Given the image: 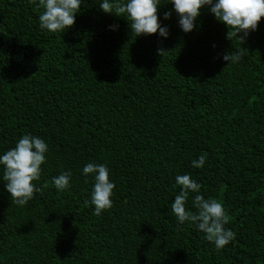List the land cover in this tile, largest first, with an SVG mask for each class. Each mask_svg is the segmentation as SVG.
Segmentation results:
<instances>
[{"label": "trees", "instance_id": "16d2710c", "mask_svg": "<svg viewBox=\"0 0 264 264\" xmlns=\"http://www.w3.org/2000/svg\"><path fill=\"white\" fill-rule=\"evenodd\" d=\"M101 3L81 0L74 26L53 34L38 0H0V155L26 134L48 145L42 191L23 207L0 166V264H264V18L241 45L248 55L227 64L239 45L207 6L184 33L161 0L165 39L136 37ZM88 163L116 186L100 216ZM66 171L71 186L58 191ZM185 174L230 216L235 239L220 251L172 213Z\"/></svg>", "mask_w": 264, "mask_h": 264}, {"label": "clouds", "instance_id": "9594fccd", "mask_svg": "<svg viewBox=\"0 0 264 264\" xmlns=\"http://www.w3.org/2000/svg\"><path fill=\"white\" fill-rule=\"evenodd\" d=\"M30 2L36 3V0ZM169 3L173 6L179 18V27L184 33L192 32L201 10L206 6L210 8L216 20L227 27L226 38L231 41L235 38L239 45L235 51L222 56L227 64L239 63L248 55V50L241 45L250 32L257 30L261 18H264V0H169ZM160 5L161 0H102L99 7L105 14L125 18L136 37L159 33L160 37L166 39L169 33L159 22ZM38 7L43 9L39 15L40 28L56 34L74 26L76 15L81 9V0H38ZM171 15V12H165L164 19H169ZM109 27L110 30H116L118 25ZM165 53L163 48L158 49L161 57ZM47 152L48 145L43 139L26 134L14 148L0 155L3 180L6 182L4 184L13 204L23 207L36 193L42 191L35 182L40 179L41 166L46 163ZM206 159L207 153L201 154L198 160L192 161V167L202 168ZM83 174L86 177L94 174L90 203L94 207V215L100 216L113 207L112 196L116 186L104 164L88 163L83 168ZM71 175L70 171L62 172L53 178L52 183L58 191H65L71 186ZM176 184L181 190L171 209L179 225L187 222L189 226H195L207 241L214 244L217 251L224 249L235 239V233L225 227L230 222V216L223 203L200 195L201 185L188 174L178 175ZM190 193H196L193 197L195 212L186 207ZM87 206L88 200L85 201V207Z\"/></svg>", "mask_w": 264, "mask_h": 264}]
</instances>
